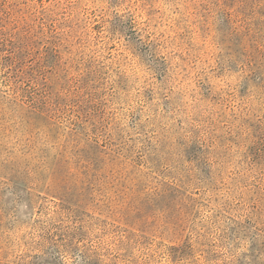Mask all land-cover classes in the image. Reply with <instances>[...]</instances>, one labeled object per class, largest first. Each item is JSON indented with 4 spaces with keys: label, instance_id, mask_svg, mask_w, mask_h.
I'll list each match as a JSON object with an SVG mask.
<instances>
[{
    "label": "rangeland",
    "instance_id": "obj_1",
    "mask_svg": "<svg viewBox=\"0 0 264 264\" xmlns=\"http://www.w3.org/2000/svg\"><path fill=\"white\" fill-rule=\"evenodd\" d=\"M0 264H264V0H0Z\"/></svg>",
    "mask_w": 264,
    "mask_h": 264
}]
</instances>
